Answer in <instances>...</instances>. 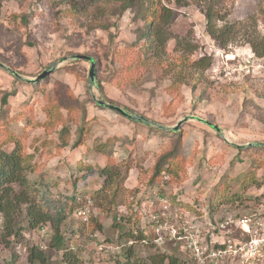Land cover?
I'll return each mask as SVG.
<instances>
[{"label": "rangeland", "instance_id": "obj_1", "mask_svg": "<svg viewBox=\"0 0 264 264\" xmlns=\"http://www.w3.org/2000/svg\"><path fill=\"white\" fill-rule=\"evenodd\" d=\"M123 3L0 0V63L5 66L0 65V132L10 141L3 149L11 151L19 138L37 164L26 171L29 198L42 206L48 200L49 210L54 203H68L60 230L85 264H153L157 252L176 253L195 264L187 238L207 249L223 247L228 239H250L237 224L240 219L249 218L256 228L264 223V145H249L264 143V76L244 59L262 57L252 43L264 48V0H163L176 16L166 52L155 59L131 46L146 30L138 16L146 1L121 14ZM208 8L215 11L218 27L234 26L226 45L206 29ZM178 39L184 52L175 50ZM75 55L95 60L94 84L90 61ZM201 58V67H194ZM53 63V72L33 85L37 82L31 79ZM67 89L79 103L71 113L61 110L70 132L69 145L59 148L61 126L50 128L55 110L49 103L64 98ZM7 91L11 96L2 107ZM190 116L221 132L189 118L180 128L176 170L151 184L155 163L176 140L172 128ZM73 194L75 200L69 199ZM26 207L23 203L17 211L21 228L16 232L0 213V264H29L34 246L46 252L50 264H63L64 251L53 246L54 227L30 226ZM141 231L145 240H131L129 233ZM130 244L132 255L126 258ZM227 258L223 264H264V249Z\"/></svg>", "mask_w": 264, "mask_h": 264}, {"label": "trees", "instance_id": "obj_2", "mask_svg": "<svg viewBox=\"0 0 264 264\" xmlns=\"http://www.w3.org/2000/svg\"><path fill=\"white\" fill-rule=\"evenodd\" d=\"M146 4H144L139 10L138 16L145 22L146 30L140 36V40L133 42L131 44L132 47H136L139 53H143L146 58H159L161 57L165 50L166 42L169 39L168 31L172 24V21L175 19L176 13L175 10L166 6L163 3V0H145ZM179 4H184L185 0H176ZM123 4L121 5L120 13L124 14L126 11L133 9L139 6L141 0H123ZM207 19V31L209 34L221 45H226L231 39L233 35L234 26L231 24L225 23L222 27H218L215 19V11L208 8L205 12ZM114 36L111 34V39ZM144 40V42H142ZM179 40V39H178ZM180 41V40H179ZM175 46L176 51H185V46H183L184 41H180ZM183 46V47H182ZM252 47L257 51L258 55L264 56V48L262 50H258L257 45L252 43ZM141 51V52H140ZM202 60L204 58L199 59L193 63V66L196 68H200L202 64ZM45 79V78H44ZM178 84L182 81H176ZM174 82V84H177ZM41 82L34 83L33 85L39 86ZM173 84V85H174ZM69 89V88H68ZM67 89L66 95L64 98L59 99V101L50 102L51 108L55 110V115H52L50 119L51 125L50 128L56 129L61 126L59 130V139L62 143L58 146L59 148L66 147L69 145V132L70 128L67 125V117L64 118L61 113L62 108L68 110V113L74 109V106H77L79 103L78 99L74 97L69 90ZM102 89V87H101ZM11 93L12 95L15 94ZM10 93L7 91L5 95L2 97V107L8 104V98ZM113 102V101H110ZM49 108L47 109V111ZM48 112L47 114L51 116L52 113ZM3 117V113H0V118ZM7 121L4 120L5 124ZM1 124V123H0ZM5 126V125H3ZM48 128V130L50 129ZM4 130L7 131L6 128ZM182 130L174 132V137L176 140L172 141L173 144L168 151L163 153L153 167V177L150 179L151 184L158 182L162 179L165 172L171 174L172 171L176 170L175 160L179 153V148L181 147L182 141ZM8 133L0 132V213L5 217L7 221V228L11 230V232L18 231V228H21V224L17 219V211H20L21 204H26V219L30 226L32 227H40L43 224L50 223L54 227V247L59 251L63 250V256L61 258L63 264H85L83 260L80 258L79 253L74 252L69 249L66 245V241L64 235L61 233L60 224L62 219L65 218V213H67L68 203L65 202H57L54 203L53 206H50V210L47 207L49 201L46 200L45 205H39L34 202L31 198H29V187H31L26 171L27 170H35L37 168V164L35 166L31 161V156H28L24 151V145L17 138L13 143L14 148L11 151L4 150V145L10 143L9 139H6ZM12 142V141H11ZM80 142V141H78ZM242 151V150H239ZM126 171L129 172L130 167L126 166ZM108 170V167L103 168V172ZM109 177L113 179L114 174L107 171ZM43 182V181H42ZM15 187L19 188V191L16 190ZM76 194L71 195L69 199L75 200ZM52 207V208H51ZM71 208V212L74 211V207ZM53 209V212H52ZM59 216V217H57ZM62 216V217H61ZM122 217L118 218L119 221H116L115 225L120 226L122 223ZM120 222V223H119ZM159 223H157L158 225ZM18 227V228H17ZM17 228V230L15 229ZM154 232V229H153ZM131 234V240L137 239L138 241H143L147 238L144 231H141L138 236L135 235L134 232ZM122 239V236L119 237ZM154 241V238L149 239V241ZM153 243V242H152ZM133 246L130 244L126 248V258L131 257ZM151 261L153 264H191L183 259L180 255L176 253L167 254L165 252H157L156 254L151 256ZM28 262L29 264H50V258L46 254V252L40 247L34 246L30 248L28 254ZM115 264H135L134 261L129 263L116 261Z\"/></svg>", "mask_w": 264, "mask_h": 264}, {"label": "built area", "instance_id": "obj_3", "mask_svg": "<svg viewBox=\"0 0 264 264\" xmlns=\"http://www.w3.org/2000/svg\"><path fill=\"white\" fill-rule=\"evenodd\" d=\"M244 59L246 61L247 67L252 69L255 67L261 68L262 75L264 76V56L256 57L254 55H248L247 57H244ZM237 224L241 227L242 231L249 236L250 239L248 241H236V243L232 239H228L225 244H223V247H218L215 245L214 248L207 249L202 244L197 243V241L187 238V249L191 251V256L194 263L223 264L228 261V258L226 259V257L230 253L246 256V253L258 254L261 250L263 251L264 223L260 224L259 227L256 228L252 225L251 220L246 217L240 219Z\"/></svg>", "mask_w": 264, "mask_h": 264}, {"label": "water", "instance_id": "obj_4", "mask_svg": "<svg viewBox=\"0 0 264 264\" xmlns=\"http://www.w3.org/2000/svg\"><path fill=\"white\" fill-rule=\"evenodd\" d=\"M74 58L76 59H86L88 61H90L91 63V68H90V71H89V78L91 80V82L94 84L95 83V80H96V72H95V60L91 57V56H87V55H75ZM0 65H2L3 67H5L2 63H0ZM57 67V63H53L51 65V67L49 69H46L43 73H41L40 75H38L36 78L34 79H31L32 82H37V81H40L42 80L43 78L47 77L50 73L53 72V70ZM16 75H19L18 73H15ZM96 102L101 105V106H104V107H107V108H110L112 110H115L121 114H123L124 116L130 118V119H133V120H138V121H143V122H147V123H150V124H153L152 121H150L149 119H146L140 115H133V114H130L126 109H124L123 107L121 106H118V105H115V104H112V103H109V102H106V101H103V100H96ZM195 118L209 126H211L212 128L216 129L218 132H221V129L207 121V120H204V119H201V118H198V117H195V116H190V117H184L183 119H181L177 125H175L172 129L173 131H179L180 128H181V125L189 120V118ZM249 145H264V143H250Z\"/></svg>", "mask_w": 264, "mask_h": 264}]
</instances>
